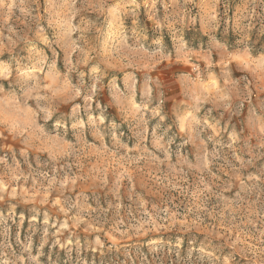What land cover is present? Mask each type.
<instances>
[{
	"label": "rangeland",
	"instance_id": "374dc122",
	"mask_svg": "<svg viewBox=\"0 0 264 264\" xmlns=\"http://www.w3.org/2000/svg\"><path fill=\"white\" fill-rule=\"evenodd\" d=\"M254 28L264 0H0V264H264Z\"/></svg>",
	"mask_w": 264,
	"mask_h": 264
},
{
	"label": "trees",
	"instance_id": "16d2710c",
	"mask_svg": "<svg viewBox=\"0 0 264 264\" xmlns=\"http://www.w3.org/2000/svg\"><path fill=\"white\" fill-rule=\"evenodd\" d=\"M259 29H253L252 31V40H250L249 42H251L253 44V46L256 48V51H260V50H264V35H262L261 37H259L258 39V32ZM228 37L230 39V41H232L233 39L237 38L238 35L235 34L232 31V27H230L228 29ZM258 39V42L256 43V40Z\"/></svg>",
	"mask_w": 264,
	"mask_h": 264
}]
</instances>
